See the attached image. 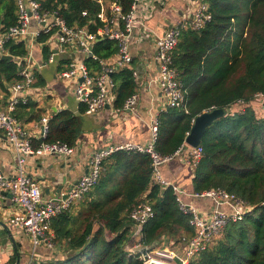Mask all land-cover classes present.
Returning <instances> with one entry per match:
<instances>
[{
  "label": "trees",
  "instance_id": "16d2710c",
  "mask_svg": "<svg viewBox=\"0 0 264 264\" xmlns=\"http://www.w3.org/2000/svg\"><path fill=\"white\" fill-rule=\"evenodd\" d=\"M39 1L44 9L59 10L69 26L87 27L96 33L103 25L98 18V0ZM113 1L120 3L124 12L133 2ZM207 3L211 20L200 29H184L172 55V67L186 89L188 111L168 106L159 113L156 149L163 155L175 153L185 143L198 115L213 107L226 110L203 136L200 146L204 153L195 167L194 192L220 187L241 197L253 209L242 220L230 222L188 264H264V115L260 116L252 105L257 103L256 94L264 93V0ZM17 19V1L0 0V34ZM38 40L44 42L48 37L43 35ZM5 47L16 58L27 56L23 41L10 39ZM118 50L117 41L108 37L93 45V53L102 60L113 57ZM43 53L45 58L49 56L47 45ZM86 63L94 71L100 68L99 61L92 57ZM20 68L15 60L0 59L3 88L5 83L21 79ZM35 76V87H45L43 76ZM113 79L117 84L115 107L120 109L138 86L129 67L115 72ZM239 99L247 105L232 113L230 106ZM43 112L29 98L26 103H18L12 114L22 123L41 120ZM78 136L75 113L54 112L45 142L62 141L75 146ZM102 166L89 198L76 202L79 208H73L75 203L70 211L51 220L53 241L62 254L35 264H144L142 252L129 249L135 228L130 213L141 202H150L155 216L140 229L141 236L136 240L140 247L153 249L160 238L166 237L177 240L182 248L183 236L194 234L191 214L180 208L172 187L154 182L148 153L115 151Z\"/></svg>",
  "mask_w": 264,
  "mask_h": 264
},
{
  "label": "built area",
  "instance_id": "2783aa9c",
  "mask_svg": "<svg viewBox=\"0 0 264 264\" xmlns=\"http://www.w3.org/2000/svg\"><path fill=\"white\" fill-rule=\"evenodd\" d=\"M16 1L18 19L6 32L0 34V56L7 51L5 46L10 39L23 41L26 46V41H29V39L38 41L39 37L43 35L47 36L48 39H53L59 51L67 54L65 65L59 71L60 77L75 85L76 97L86 105L87 113L94 114L104 109L111 96L116 93L117 84L113 79V74L132 65L130 38L133 35L135 25L140 24L144 31L149 30L147 23L137 16L139 8L151 11L153 5L146 3L145 0H133L131 9L124 12L121 4L116 1L106 5L103 0H98L101 4L98 18L103 25L94 33L90 32L87 27L69 26L59 10L44 9L39 0ZM86 13L83 12V14ZM211 18L212 13L209 10L207 0H198L188 16H184L166 33L159 35L156 39L155 57L159 64V73L156 80L168 106L188 111L186 89L179 80L176 69L172 67L173 51L180 41L181 33L189 27L200 29ZM33 22L36 24L35 28H32ZM105 37L117 41L119 50L113 57L102 60L93 53V45L100 38ZM72 46L75 47V50H70ZM77 51L98 60L100 63L99 70L93 71L84 60L77 59L75 55H70ZM54 61L55 54L50 53L44 66ZM20 75L21 79L12 86L7 111L0 110V129L5 132L8 140L13 145L17 156L19 175L11 179L0 171V189L9 190L12 193L13 202L22 208L21 212L11 217L10 222L14 227L32 237L35 249L40 245L50 248L55 247L54 233L51 227L52 218L60 213L70 211L76 202L86 197L98 183L103 169V160L115 151L148 153L152 159L154 182L164 187H172L180 208L191 214L190 225L194 228V234L190 237L183 236L181 257L169 248L159 249L160 246H157L154 251H150L152 249L140 247V243H137L136 240L140 238L141 234L133 231L132 238L135 243L129 249L132 252L139 249L142 252L144 264H148L152 260L171 264H188L189 259L205 250L230 222L242 220L253 209L244 199L220 187L191 194L198 198L212 199L217 205V208L212 211L201 212L195 205L186 203L183 199L185 192L162 177L161 166L177 154H183L185 162L195 168L200 163L204 150L200 145L194 147L185 141L175 153L170 155L161 154L156 149L160 123L159 115L152 118V137L149 143L126 142L96 151L90 162L88 172L79 179L71 190L63 192L58 197L45 198L38 181L27 174L24 169L26 157L49 154L70 155L74 152V147L62 141L45 142L49 116H43L41 119L43 142L34 146L32 140L26 137L21 123L14 117L12 112L18 103L28 101L27 91L35 87L36 76L27 65L20 68ZM133 75L137 81L138 71L133 69ZM256 100L264 109V93L256 94ZM137 103L138 92L136 91L128 97L124 106L120 109L133 111ZM246 105L247 103L244 100L239 99L230 106L231 112L235 113L243 110ZM212 109H215V107L209 110ZM223 207H227L228 210ZM154 216L155 211L150 202L139 203L130 213V218L139 229ZM178 259L181 260L180 263L177 261ZM35 262L33 259L28 264H35ZM0 264H4L1 257Z\"/></svg>",
  "mask_w": 264,
  "mask_h": 264
},
{
  "label": "crops",
  "instance_id": "0c3cea01",
  "mask_svg": "<svg viewBox=\"0 0 264 264\" xmlns=\"http://www.w3.org/2000/svg\"><path fill=\"white\" fill-rule=\"evenodd\" d=\"M103 2L109 5L111 1L108 3L103 0ZM145 2L152 4L153 9L148 11L140 7L137 16L147 23L149 30L144 31L140 24H136L130 38L133 60L129 68L135 69L139 74L136 81L138 103L133 111L116 108L115 93L104 109L94 114L87 113L86 105L76 97L75 85L63 80L59 75V66L64 67L67 54L59 51L53 39H48L46 42L29 39L26 41L29 49H27L29 52L27 58L26 56L24 58L13 56V60L18 62L20 67L27 65L34 74H41L46 80L45 87H34L27 91V96L36 101L44 110L43 116L52 117L54 112L71 110L79 119V136L77 143L73 146L72 154L26 157L24 169L27 174L38 181L45 198L58 197L63 192L71 190L88 172L96 151L126 142L147 144L151 141L152 118L168 107L167 100L156 80L159 73V64L155 57L156 39L184 16H188L198 0H145ZM35 27L36 24L33 22L32 28ZM45 45L50 49V53L55 54V61L44 66L48 58H45L43 53ZM70 50H75V47L72 46ZM5 54L11 55L8 51L3 55ZM70 55H75L77 59L85 62L90 57L79 51ZM13 84L5 83V88L0 84V110L7 111ZM252 105L260 116L264 115V109L258 102ZM21 125L26 137L32 140L33 145H39L43 127L41 120L31 122L23 120ZM0 171L11 179L19 175L13 145L1 129ZM161 174L165 180L177 185L185 192L183 199L186 203L195 205L201 212L217 208L212 199L191 195L194 193L195 168L185 162L183 154H177L173 159L164 163L161 166ZM223 208L228 210L227 207ZM21 210L22 208L13 202L12 193L9 190L0 189V257L4 264H28L33 259L37 263L54 254H62L57 247L50 248L40 245L35 249L32 237L11 224V217ZM137 232L141 234L139 227L135 226L134 233ZM134 243L135 240L131 239L129 247Z\"/></svg>",
  "mask_w": 264,
  "mask_h": 264
},
{
  "label": "water",
  "instance_id": "95a60500",
  "mask_svg": "<svg viewBox=\"0 0 264 264\" xmlns=\"http://www.w3.org/2000/svg\"><path fill=\"white\" fill-rule=\"evenodd\" d=\"M102 39L103 38H100L99 40ZM13 58H14L13 55H8V54H5L1 57V59H9V60H13ZM225 113L226 110L222 107H219L209 111H204L203 113L198 115L194 120V124L191 128V131L188 133V136L186 137V143L194 147L200 145L207 127L210 126L215 120L219 119L220 117H223ZM43 141L44 138L41 137L40 142ZM148 264H171V263L152 260Z\"/></svg>",
  "mask_w": 264,
  "mask_h": 264
},
{
  "label": "rangeland",
  "instance_id": "374dc122",
  "mask_svg": "<svg viewBox=\"0 0 264 264\" xmlns=\"http://www.w3.org/2000/svg\"><path fill=\"white\" fill-rule=\"evenodd\" d=\"M108 3L112 0H106ZM256 105V104H255ZM258 105V104H257ZM259 106V105H258ZM194 192V191H193ZM89 198V194L86 195L85 199ZM79 203H76L74 205L73 208L77 207L79 208L80 206L78 205ZM177 240L175 239H172V238H166V237H163L162 239L160 238L159 240V245L160 247H158L159 249H162V248H169V249H172L173 251L177 252L180 257H181V254H182V250H181V246H180V243H176ZM156 247H154L152 250L150 251H154ZM151 253V252H150ZM175 264V263H174Z\"/></svg>",
  "mask_w": 264,
  "mask_h": 264
}]
</instances>
